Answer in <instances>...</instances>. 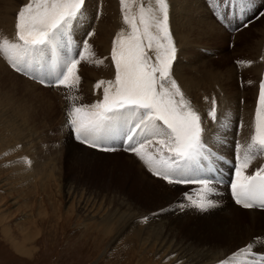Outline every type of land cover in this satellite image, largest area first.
Segmentation results:
<instances>
[{
  "label": "rangeland",
  "instance_id": "374dc122",
  "mask_svg": "<svg viewBox=\"0 0 264 264\" xmlns=\"http://www.w3.org/2000/svg\"><path fill=\"white\" fill-rule=\"evenodd\" d=\"M76 1L13 0L7 3L13 7L9 17L18 23L17 30L8 31L10 35L1 36L0 33V46H5L0 48V264H169L157 248L142 243L138 234L141 228L136 224L144 227L150 216L171 213V217H180L176 218V231L180 238L211 243L215 247L229 245V235L239 232H232L233 227L222 223L223 214L215 211L228 208L226 191L222 189L223 196L209 198L200 194L202 188H194L188 184L191 180L182 176L193 173L194 166L198 164L201 167V162H221L220 158H224L233 165L229 181L242 191L246 177L255 170H261L258 168L264 159V138L261 137L264 132V0H241L242 5L240 0H155L154 4L153 0H116L117 15L120 19L123 16L124 22L130 24L126 26L128 31L143 42L145 38L150 41L146 48L143 47V56L141 46L138 47L134 61L128 58L126 36L109 37L113 42H106V46H101L99 40H91L97 25L90 30L92 24L82 21L83 0L82 5L80 0L76 3L81 6L77 11H70L67 4ZM208 1L214 8V3L223 2L227 11L213 9ZM236 1L238 7L235 8L233 3ZM108 3L109 8L114 9L113 0H108ZM61 4L63 7L59 6ZM0 6H3L1 0ZM54 6L61 8L55 9ZM144 11H147L146 17ZM49 12L52 15L49 30L54 27L46 38L38 39L36 37H40L37 36L40 33L32 32L28 26H38ZM212 12L216 16H211ZM5 13L0 15V20L7 15ZM70 13L75 36L82 42L73 45L72 52L68 32L69 25L72 27ZM150 14L154 17L151 18ZM217 16H223L229 22H235V18L242 21L229 31L227 24ZM190 29L192 32H188ZM21 45L23 51L19 52ZM44 45L49 46L51 52L48 65L45 64L47 59L44 63L39 55L38 49ZM8 51L19 52L18 62L28 64L33 61L36 73L48 76L63 69L70 57L76 58L77 63L70 62L61 80L47 87L39 84L36 78H28L21 70L9 66L7 61L12 55ZM44 51L49 52L47 48ZM170 77L177 80L188 77L186 80L193 83L188 87L187 81L184 82L182 90L190 101L187 107L193 108L190 110L192 113L196 111V118L200 116L199 121L204 123L205 131L201 129L196 133L194 124L187 118L184 121L182 115L188 116L185 113L190 111L178 114L158 98L162 94L155 92L154 87L157 88L159 82L149 85V78H163L165 82ZM206 80L210 81L211 88ZM103 82H108L106 85L113 88L115 86L117 91L108 85L107 97H97L94 92ZM221 86L228 90L227 93ZM118 89L122 92L120 96ZM7 90L15 91V96L12 98L13 94ZM198 91H202L200 95L205 94L204 99L199 97ZM207 97L216 101L213 99L212 103ZM107 99L111 101L105 103ZM17 105L24 107L25 119L17 117ZM213 107L215 111L212 113ZM136 117L141 121L136 123ZM141 123H144L142 127L151 126L145 127L144 133L157 131L169 142L171 140L174 147L161 148L152 155L145 153L153 137L148 139L139 133ZM218 130L223 134L215 133ZM137 135L141 142H135ZM180 135H186V140L174 139ZM213 136L216 140L212 139ZM94 141L97 142L95 147L91 146ZM130 144L135 145L130 149L133 146ZM81 150L90 151L92 158L88 160L89 164L86 161L82 165H74L75 159L82 156ZM191 150L195 152L193 157L190 156ZM148 152L152 150L148 149ZM174 156H177L174 161L162 162L163 158ZM136 162L151 174L135 175L138 169L143 170ZM32 164H35L34 172ZM222 167L227 168V165L222 163ZM163 170L166 172L164 178ZM155 177L162 178L164 184L159 186L156 183V187L146 189L145 183L149 179L157 181ZM137 188L142 190L136 192ZM186 194L205 201L207 205L226 201L224 207L220 204V207L209 209L210 212L192 214L190 217H195L192 222L183 220L187 214L180 211L190 208L184 206L185 203L192 204ZM171 195L175 200L173 203L166 198ZM156 208L160 209L154 211ZM233 214L241 221L243 216H252L249 212ZM130 216L135 223L116 236L119 219ZM213 219L216 223H211ZM132 234L138 238L131 239ZM239 241L236 240L237 243ZM247 248L249 255H257L251 259L261 258L253 245ZM224 260L221 264L244 262L230 257ZM259 261L264 262L262 258Z\"/></svg>",
  "mask_w": 264,
  "mask_h": 264
},
{
  "label": "bare ground",
  "instance_id": "6f19581e",
  "mask_svg": "<svg viewBox=\"0 0 264 264\" xmlns=\"http://www.w3.org/2000/svg\"><path fill=\"white\" fill-rule=\"evenodd\" d=\"M2 2H3V6L1 7V11H0V15L1 14H4L5 12V14H7L6 16H4V18L2 19V20H0V33H1V36H5L4 34H9L10 35V32H8V31H11V30H17V23L18 22H15V21H13V19L12 18H10L9 16H10V14H8L10 11H12L11 9H13V7L12 6H10L9 4H7V3H10V2H12L13 0H1ZM59 1V0H58ZM66 2L68 1V0H65ZM78 1V0H77ZM176 1H178V0H176ZM193 2L195 1L196 2V0H192ZM18 1H16V3H17ZM54 2V1H53ZM73 2V1H72ZM64 3V2H63ZM180 3V2H179ZM21 4V3H20ZM20 4L18 3V6H20ZM58 4V3H57ZM83 4H84V7H82L81 8V10L83 9V12L81 13V15L80 16H82V21H86V22H88L89 24H92V27L90 28V30L93 28V26H94V28H96V25H97V30H96V32L94 33V35H93V37H92V41L94 42L95 40H99V44L101 45V46H106V44H108V43H106V42H111L112 41V38H113V36L114 35H116V39H117V36L119 37V36H121L122 35V38H124L125 36V40H126V42L128 43V45H129V48H128V58L130 59V60H135V58H136V56L138 55V51H139V48L138 47H140L141 46V48H142V50H141V56H143V50H144V48L143 47H145V46H147L149 43H150V41L147 39V38H145V40H144V42L142 41V40H140V39H138L135 35H133V34H131L129 31H128V28L126 27V25L124 24V22L120 19V17L117 15V9H116V0H113V5H114V9H111V8H109V3H108V0H93V3H92V1L91 0H83ZM177 4V3H176ZM75 5V4H74ZM161 5V4H160ZM191 5H193V3L191 4ZM199 5V4H198ZM50 6V5H49ZM59 6H62V4L61 5H59ZM96 6H99L100 7V12L96 9ZM52 7V6H51ZM63 7V6H62ZM2 8L3 9H5V12L2 10ZM15 9H16V7H14ZM50 8V7H49ZM53 8H57V6L55 7H53ZM60 8L61 7H59V8H57V9H59L60 10ZM54 9V10H55ZM182 9V8H181ZM180 9V10H181ZM19 10V9H18ZM54 10H53V12H54ZM161 10V9H160ZM80 11V10H79ZM163 12V11H162ZM161 12V13H162ZM12 13H13V11H12ZM17 13V12H16ZM150 13V12H149ZM98 15V16H97ZM156 15V14H155ZM14 16V15H13ZM16 16V15H15ZM197 16V15H196ZM150 17L151 18H153L154 16L152 15V14H150ZM45 19V20H44ZM43 22H41L38 26H36L35 24H29V30L31 29V31L32 32H35V33H40V34H38L37 36H40V37H43L48 31L47 30H49V28H50V26L51 25H49V21H52L51 20V14H50V12L49 13H47V16H45L44 18H43ZM96 21H98V23L96 22ZM155 21V20H154ZM176 21V20H175ZM202 21H204V22H206L207 20H202ZM173 23V25H175L174 24V20L172 21ZM165 23V22H164ZM179 23V22H178ZM25 24V23H24ZM78 24V23H77ZM189 24H190V22H189ZM206 24H208V22L206 23ZM162 25V24H161ZM177 25V24H176ZM185 25V24H184ZM188 25V24H187ZM190 25H192V24H190ZM54 26V25H53ZM71 29H73V25H72V21H71ZM168 27V26H167ZM175 27V26H174ZM53 28V27H52ZM51 28V29H52ZM179 29H180V27H178ZM177 28V29H178ZM188 28V27H187ZM191 28V27H190ZM25 29V28H24ZM183 29V28H182ZM181 29V30H182ZM193 29V28H192ZM175 30V29H174ZM185 30V29H184ZM194 30V29H193ZM28 31V30H27ZM47 31V32H46ZM119 31H122V32H125L126 34H124V33H122V32H120L119 33ZM137 31V30H136ZM169 31V30H168ZM176 31V30H175ZM183 31V30H182ZM129 32V33H128ZM178 32V31H177ZM188 32H192L191 31V29H190V31H188ZM34 33V34H35ZM173 33H175V32H173ZM159 35V34H158ZM155 36V35H154ZM174 36H176V35H174ZM109 37H112L111 39H109ZM157 37V36H156ZM169 37V36H168ZM167 37V38H168ZM178 37V36H177ZM87 38V37H86ZM100 38V39H99ZM89 39V38H88ZM154 39H155V37H154ZM160 39V38H159ZM90 40V39H89ZM110 40V41H109ZM158 40V39H157ZM173 40V39H172ZM113 42V41H112ZM156 42V41H155ZM159 42H160V40H159ZM180 42H182V41H180ZM179 42V43H180ZM192 42H194V41H192ZM166 44H168V42H165ZM171 43V42H170ZM174 43V42H173ZM172 43V44H173ZM183 43V42H182ZM188 43V42H187ZM187 43H185V44H187ZM259 43V42H258ZM98 45V44H97ZM99 45V47H101ZM171 45V44H170ZM11 46V45H10ZM159 46V45H158ZM163 46H165V45H163ZM169 46V45H168ZM160 47H162V46H160ZM174 47V46H173ZM188 47V46H187ZM107 48H108V46H107ZM146 48V47H145ZM169 48V47H168ZM161 50H162V48H160ZM167 49V48H166ZM160 50V51H161ZM165 50V49H164ZM164 50H163V52L162 53H165L164 52ZM167 51V50H166ZM159 53V52H158ZM170 53H172V52H170ZM259 53V52H258ZM151 54V53H150ZM177 54V53H176ZM144 55H145V53H144ZM175 55V54H174ZM164 56V55H163ZM10 59V58H9ZM1 61H2V58H1ZM4 61V60H3ZM143 63V62H142ZM142 63H140L141 65H142ZM144 64V63H143ZM171 64V63H170ZM140 65V66H141ZM262 65H264V64H262ZM261 65V66H262ZM163 66H165V65H163ZM166 66H168V63H167V65ZM165 66V67H166ZM169 67H170V65H169ZM171 67H172V65H171ZM167 69V68H166ZM171 69V68H170ZM191 69V68H190ZM256 69V68H255ZM254 69V70H255ZM171 70H173V69H171ZM11 71V70H10ZM179 71V70H178ZM182 71H183V68H182ZM257 71V70H256ZM259 71V70H258ZM168 72V71H167ZM189 72V71H188ZM232 72V71H231ZM164 73V72H163ZM170 73V72H169ZM175 73V72H174ZM171 74V73H170ZM181 74V73H180ZM222 74V73H221ZM220 74V76H222ZM168 75V74H167ZM185 75V74H184ZM217 75V74H216ZM219 75V74H218ZM177 76H179V74L177 75ZM181 76V75H180ZM179 76V77H180ZM191 76V75H190ZM90 77V75H88V77L87 78H89ZM166 77V76H165ZM193 77H195V76H193ZM223 77V76H222ZM171 78H173V77H170V79L167 81V80H165V82H163L162 80H163V78H162V80L160 79V80H154V78H149V85H154L156 82H159V83H161V84H157L158 86H157V88L156 87H154V91L155 92H157V93H161L162 95L161 96H159L158 98H161V99H163V101L165 102V103H167L168 104V106L170 107V109L172 110V111H174V112H177L178 114H183V113H185L186 111L188 112V111H190L191 109L193 110V108L191 107V109L189 108V107H187L188 106V101H187V97L184 95V93H183V90H182V85H183V83L184 82H186V85L188 86V87H190V86H192L193 85V83L191 82V80L189 81V80H186V78L188 79V77H184V78H182V79H175V78H173L174 80H172ZM177 78V77H176ZM197 79H198V77H196ZM201 78V77H200ZM210 78V77H209ZM224 78H225V76H224ZM183 79H185V80H183ZM191 79V78H190ZM198 80H200V79H198ZM2 81H3V79H2ZM6 81V80H5ZM105 81V80H104ZM197 81V80H196ZM201 81H203L202 80V78H201ZM188 82H190V84L188 83ZM195 82V81H194ZM205 82H207L208 84H209V87L211 88V84H210V81L209 80H206ZM219 82V81H218ZM3 83V82H2ZM104 84L102 85V86H100L99 87V89H98V91H95L94 92V94L95 95H97V97H105L106 96V94H107V92H109L110 91V88L109 87H112V85H109V87H107L108 85H106L107 83H105V82H103ZM197 83V82H196ZM203 83V82H202ZM1 84V83H0ZM4 84V83H3ZM198 85H200L199 83H197ZM204 84V83H203ZM223 84V83H222ZM185 85V84H184ZM221 85V84H220ZM225 85V84H224ZM228 85V84H227ZM11 86V85H10ZM10 86H8L7 85V87H10ZM223 86V85H222ZM221 86V88H223ZM230 86V85H229ZM232 86V85H231ZM5 87V86H4ZM90 87H92V86H90ZM199 87V86H198ZM6 88V87H5ZM11 88V87H10ZM10 88H9V90H10ZM93 88V87H92ZM114 88H115V86H114ZM113 87H112V89H114ZM120 88V87H119ZM152 88H153V86H152ZM195 88V87H194ZM200 88V87H199ZM2 89V88H1ZM15 89V88H14ZM19 89V88H18ZM27 89H29V88H27ZM122 89V88H121ZM201 89V88H200ZM215 89V88H214ZM224 89V88H223ZM223 89H221V91L223 90ZM9 90H7V92L9 91ZM26 90V89H25ZM87 90V89H86ZM90 90V89H89ZM93 90H94V88H93ZM105 90H106V93H105ZM114 90H116V88L114 89ZM113 90V91H114ZM187 90V89H186ZM217 90H218V88H217ZM224 90H226V93H227V89H224ZM229 90H231V89H229ZM11 91H12V89H11ZM117 91V90H116ZM115 91V92H116ZM121 91V90H120ZM190 91V90H189ZM196 91V90H195ZM215 91V90H214ZM10 92V91H9ZM14 93H15V91H13ZM13 92H10V93H12L13 94ZM199 92L200 91H198V94H199ZM202 92V91H201ZM201 92H200V94H201ZM204 92V91H203ZM217 92H219V91H217ZM223 92V91H222ZM9 93V94H10ZM32 93V92H31ZM118 94H119V96L121 95V93L119 92V89H118V92H117ZM185 93H187V95H188V91H186ZM216 93V92H215ZM9 94H6L7 96H9ZM24 94H25V92H24ZM30 94V93H29ZM113 94H114V92H113ZM116 94V93H115ZM194 94H195V92H194ZM199 94V95H200ZM111 95H112V93H111ZM111 95H109V96H111ZM191 95H192V93H191ZM196 95H197V93H196ZM205 94H203V95H200L199 97L200 98H202L201 96H203V98L202 99H204L205 98V96H204ZM206 95H207V91H206ZM216 95H217V93H216ZM15 96V94H13V96H12V98ZM27 96V95H26ZM108 96V97H109ZM114 96V95H113ZM118 96V97H119ZM213 96V95H212ZM211 96V97H212ZM215 96V95H214ZM36 97V96H35ZM37 97H38V95H37ZM94 97V96H93ZM107 97V96H106ZM117 97V98H118ZM21 98H22V96H21ZM96 98V97H95ZM191 98V97H190ZM190 98H188V99H190ZM16 99H17V97H16ZM18 99H20V98H18ZM32 99V98H31ZM97 99V98H96ZM160 99V100H161ZM201 99V100H202ZM207 99L208 100H211V99H209V97H207ZM207 99H205L206 100V102H207ZM215 101H216V99L215 98H213ZM213 99L210 101V102H212L213 101ZM8 100V99H7ZM11 100H13V99H11ZM106 100V99H105ZM104 100V101H105ZM191 100V99H190ZM195 100H196V98H195ZM205 100H203L202 101V103L205 101ZM22 101H24V100H22ZM27 101H29V100H27ZM35 101V100H34ZM38 101V100H37ZM109 101H111V100H109ZM108 101V99H107V101H105V103L106 102H109ZM12 102V101H11ZM103 102V101H102ZM190 102V101H189ZM196 102V101H195ZM205 102V103H206ZM16 103H17V101H16ZM21 103V102H20ZM19 103V104H20ZM43 103H44V101H43ZM50 103V102H49ZM197 103V102H196ZM213 103V102H212ZM211 103V104H212ZM18 104V103H17ZM160 104V103H159ZM161 104H162V102H161ZM160 104V105H161ZM25 105V104H24ZM30 105H32V104H30ZM192 105V104H191ZM190 105V106H191ZM217 105V104H216ZM15 106V105H14ZM18 107L15 109V111H16V115H17V117H21V118H23V119H25V114H24V112H23V108L24 107H22V108H20L19 107V105H17ZM21 106V105H20ZM23 106V105H22ZM33 106V105H32ZM51 106V105H50ZM201 107H202V105H200ZM206 106V105H205ZM208 107H209V105H207ZM215 106V105H214ZM26 107V106H25ZM30 107V106H29ZM45 107H46V105H45ZM194 107V106H193ZM208 107H206V108H208ZM216 107V106H215ZM31 108V107H30ZM47 108V107H46ZM45 108V109H46ZM203 108H205V107H203ZM210 108V107H209ZM212 108V107H211ZM214 108V107H213ZM218 108V107H217ZM222 108V107H221ZM40 109V108H39ZM187 109H189V110H187ZM202 109V108H201ZM27 110V109H26ZM36 110V109H35ZM210 110V109H209ZM25 111V110H24ZM30 111V110H29ZM41 111V110H40ZM215 111V108H214V110H212V113ZM216 111H217V109H216ZM218 111H220V109L218 110ZM173 112V113H174ZM196 111H194V113H195ZM201 112V111H200ZM209 113L211 112V110L210 111H208ZM221 112V111H220ZM249 112V111H248ZM39 113V112H38ZM83 113V112H82ZM176 113V114H177ZM194 113H192V111H190V113H185V114H189L188 116L187 115H185V116H187V117H185V116H183L182 115V118H185L184 119V121L186 120V118L188 119V121L190 122V123H192V124H194V126H195V132L196 133H198L201 129H202V131H205L204 130V123H202V122H200L199 120L201 119L200 118V116L198 117V118H196V116H194ZM203 113V112H202ZM216 113V112H215ZM168 114V113H167ZM193 114V115H192ZM251 114V113H250ZM50 115V114H49ZM49 115H48V117H49ZM27 116V115H26ZM47 116V115H46ZM46 116H44V117H46ZM166 116H168V115H166ZM173 116V115H172ZM171 116V117H172ZM201 116H202V114H201ZM204 116V115H203ZM250 116V115H249ZM19 117V118H20ZM205 117V116H204ZM47 118V117H46ZM174 118V117H173ZM16 120H17V118H15ZM27 119L29 120L30 119V115L27 117ZM48 119V118H47ZM49 121H51V119L49 120ZM188 122V123H189ZM206 122H207V120H206ZM55 123V122H54ZM160 124V123H159ZM162 124V123H161ZM158 125V124H157ZM185 125H186V123H185ZM191 124H189V126H190ZM65 127V126H64ZM144 127H151V126H144ZM155 127V126H154ZM182 127V126H181ZM188 129V128H187ZM210 129V128H209ZM244 130H245V128H243ZM158 130V129H157ZM163 130V129H162ZM179 130V129H178ZM165 131V130H164ZM166 132H168V131H166ZM170 132V131H169ZM162 133V132H161ZM164 133V132H163ZM215 133H221V131L220 130H218V131H216ZM214 133V134H215ZM248 133V132H247ZM221 134H223V133H221ZM142 135H144L145 136V138H148V139H150V138H152L151 139V141H153L152 142V144H151V146H150V148L149 147H146V149L148 148V149H150V150H152V152H148V149H147V151L145 152V153H147V154H149V155H152V154H156L161 148H170L171 149V147H174V145H173V143L171 142V140H170V142H169V140L168 139H166L165 138V135H163V136H161V134L160 133H158L157 131H155V132H153L152 134L151 133H149V132H145L144 133V131H142ZM213 135V134H212ZM251 135V134H250ZM215 136V135H214ZM214 136H213V138L212 139H214ZM217 136V135H216ZM170 137V136H169ZM177 137V136H176ZM212 137V136H211ZM210 137V138H211ZM169 139H171V137L169 138ZM173 139V138H172ZM175 140H178V139H180V140H186V135H184V136H179V137H177V138H174ZM211 140V139H210ZM214 140H216V139H214ZM117 142V141H116ZM190 142V141H189ZM229 143H230V141H229ZM25 144V143H24ZM225 145V144H224ZM25 146H27V144H25ZM229 146V145H228ZM187 147V146H186ZM225 147H227V146H225ZM27 148V147H26ZM28 149V148H27ZM31 149V148H30ZM29 149V150H30ZM169 149V150H170ZM31 151V150H30ZM81 153H82V156L81 157H79V160H77V159H75V163H74V165L76 164H80V165H82V163L83 162H86V161H88L89 159H91L92 157L89 155V153H91L90 151H88V150H81L80 151ZM166 152H169L168 150L166 151ZM165 152V153H166ZM190 152V151H189ZM224 153V152H223ZM33 154V153H32ZM144 154V153H143ZM37 155V154H36ZM146 155V154H145ZM39 156V155H38ZM33 157H35L34 156V154H33ZM148 157V156H147ZM39 158V157H38ZM135 159V158H134ZM146 159V158H145ZM34 160V159H33ZM38 160V159H37ZM91 161V160H90ZM25 163V162H24ZM88 164H89V161L87 162ZM137 164H139L138 166L139 167H142L143 168V170H141V169H138L137 171H135L134 173H135V175H139V176H144L145 175V173L147 174V175H150L145 169H144V167L138 162H136V165ZM34 165L35 164H32V171L34 172L35 170H34ZM84 165H86V163H84ZM19 167H21V168H24V166H20L19 165ZM25 169V168H24ZM134 171V170H133ZM144 173H143V172ZM165 170H163V172H164ZM253 174H264V166L261 168V170H259V171H257V172H252ZM129 174H131V173H129ZM252 174H249L248 175V177H250ZM152 176V175H151ZM231 176V175H230ZM244 176V175H243ZM247 177V178H248ZM155 178H157L158 180L157 181H155V180H153V179H149L146 183H145V185H144V187L146 188V189H152V187L154 188V187H156V183H158V185L160 186V185H162V184H164V181L162 180V178L161 179H159L158 177H155ZM231 178V177H230ZM229 178V179H230ZM246 178V179H247ZM160 180V181H159ZM248 180V179H247ZM247 182V181H246ZM160 183V184H159ZM69 184V183H68ZM71 185H72V183H71ZM70 185V187H72ZM152 186V187H151ZM69 187V188H70ZM72 189V188H71ZM142 189H140V188H137L136 189V192H138V191H141ZM146 192V191H145ZM237 194V196H240V192H238V193H236ZM166 198H168V200H170V201H172V203L175 201V200H172V195L171 196H169V197H166ZM239 199H243V198H239ZM118 200V199H117ZM204 200V199H203ZM120 201V200H119ZM123 202V204H126L124 201H122ZM171 203V202H170ZM171 203V204H172ZM222 205V204H221ZM225 205V204H224ZM224 205H223V207H224ZM227 205H229L228 206V208H220V209H222V211H217L216 209H215V211L216 212H221V214H223L222 216H223V220H222V223H225L226 225H228V226H230V228H232L233 227V230H232V232L233 231H237L238 230V232L239 233H237V232H234V233H232L231 235H229V241H230V243H229V245H225V246H220V245H216L217 247H215L214 245H211V243H199V242H194L193 241V239L192 240H190V238H183V237H179L178 236V234H177V231H176V226L178 225V223H177V219H180V217L178 216V217H175V216H173V217H171L172 215H173V213H171V214H167L166 216L165 215H158V216H153V217H151L150 216V220L149 221H147L146 220V223L147 224H145L144 225V227H142V226H138V223H137V221H136V225H137V228H141V230L140 231H138V229H137V231H138V234L141 236L140 238H141V241H142V243H145V244H147V247L148 246H150V247H155V249L157 248V252L158 253H162L163 254V256H164V261H168L167 263H169V264H220L221 263V261H223L224 260V258L227 260V258H231L232 260H243L244 262L242 263V264H256L255 262H251L250 260H249V257L250 256H248L247 258H245V257H243V256H246L248 253V251H247V246L248 245H253V247H255L256 249H257V251H259L260 252V254H259V256H261V258L263 259V261H264V211H261V210H257V209H254V208H240V207H236L234 204H232L231 202H229ZM110 206V205H109ZM117 206V205H116ZM127 206V205H126ZM128 207H129V205H128ZM135 207V206H134ZM187 207V206H186ZM230 207V208H229ZM134 209H136V208H134ZM160 208H156L154 211H157V210H159ZM137 210V209H136ZM175 210V209H174ZM213 210V209H212ZM227 210V212H225ZM180 211H182L183 213H185V215L187 214V215H189V216H185L184 218H183V220H193V219H195V217H193V218H191L190 216H192V214L193 215H197L198 214V212L199 211H197V210H195V209H192L191 207L190 208H182V209H180ZM215 211H213V212H215ZM176 212H178V211H176ZM209 212H210V210H209ZM247 212H249V213H251L252 214V216L251 217H246V216H243V215H245ZM233 213H238V214H243L242 216V218L241 217H239L238 216V218H241V219H243L242 221L241 220H238L237 219V217L236 216H234V214ZM179 214V213H178ZM201 214V213H200ZM199 214V215H200ZM210 214V213H209ZM203 215V214H202ZM205 215V214H204ZM136 216V215H135ZM138 216V215H137ZM170 216V217H169ZM207 216V215H206ZM221 216V215H220ZM121 218V217H120ZM140 218V217H139ZM177 218V219H176ZM138 218H136V220H137ZM204 219V218H203ZM203 219H202V221H203ZM135 221V220H134ZM182 221V220H181ZM119 223H118V225L116 226V236H119V235H121L122 233H124V232H126L129 228H130V226L132 225V224H134L135 222H133V219L131 218V216L130 217H127V218H122L121 220L119 219V221H118ZM193 222V221H192ZM196 223H198V222H196ZM211 223H216L215 221H214V219H213V221L211 222ZM208 224H209V222H208ZM192 225V224H191ZM212 226H215V224L213 225V224H211ZM229 228V229H230ZM214 229V228H213ZM136 231V230H135ZM105 232V231H104ZM114 232V231H113ZM199 234V233H198ZM223 236V235H222ZM241 237V238H240ZM253 237H255L256 239L255 240H253L252 238ZM130 238L131 239H137L138 238V236L136 235V234H132L131 236H130ZM139 238V239H140ZM240 238V239H239ZM236 240H240L238 243L236 242ZM231 241H234L233 243H231ZM237 243V245H235L234 246V244H236ZM202 244H204V245H202ZM239 244V245H238ZM212 246H214V247H212ZM233 246V247H232ZM231 250V252L229 253V251ZM234 250V253H232V251ZM261 258L260 259H258V260H261ZM250 259H251V257H250ZM225 261V260H224ZM235 262V261H234ZM223 263V262H222ZM232 263V262H231ZM233 264H235V263H233Z\"/></svg>",
  "mask_w": 264,
  "mask_h": 264
}]
</instances>
